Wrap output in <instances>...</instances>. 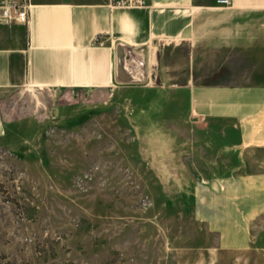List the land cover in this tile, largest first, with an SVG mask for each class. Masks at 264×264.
<instances>
[{"label": "rangeland", "instance_id": "374dc122", "mask_svg": "<svg viewBox=\"0 0 264 264\" xmlns=\"http://www.w3.org/2000/svg\"><path fill=\"white\" fill-rule=\"evenodd\" d=\"M0 26L3 44L22 39ZM0 100L23 117L0 138V264H264V210L240 250L219 249L197 219L198 181L242 168L213 148L217 134H197L186 93L125 84Z\"/></svg>", "mask_w": 264, "mask_h": 264}, {"label": "crops", "instance_id": "0c3cea01", "mask_svg": "<svg viewBox=\"0 0 264 264\" xmlns=\"http://www.w3.org/2000/svg\"><path fill=\"white\" fill-rule=\"evenodd\" d=\"M2 1L26 3L28 22L12 23L22 30L13 45L0 26V92L133 84L186 93L197 134H217L213 148L242 168L198 181L197 219L219 249L250 245L249 224L264 210V0ZM15 110L0 100V138L23 119Z\"/></svg>", "mask_w": 264, "mask_h": 264}, {"label": "built area", "instance_id": "2783aa9c", "mask_svg": "<svg viewBox=\"0 0 264 264\" xmlns=\"http://www.w3.org/2000/svg\"><path fill=\"white\" fill-rule=\"evenodd\" d=\"M220 5H229L230 0H216ZM106 4L110 7L140 8L148 5L147 0H107ZM28 22V5L15 1L0 2V23L6 24H25ZM89 178V173L84 175Z\"/></svg>", "mask_w": 264, "mask_h": 264}]
</instances>
